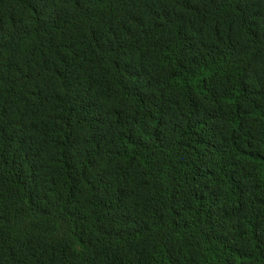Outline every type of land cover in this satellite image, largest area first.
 Returning <instances> with one entry per match:
<instances>
[{
    "label": "trees",
    "instance_id": "1",
    "mask_svg": "<svg viewBox=\"0 0 264 264\" xmlns=\"http://www.w3.org/2000/svg\"><path fill=\"white\" fill-rule=\"evenodd\" d=\"M0 264H264V0H0Z\"/></svg>",
    "mask_w": 264,
    "mask_h": 264
}]
</instances>
